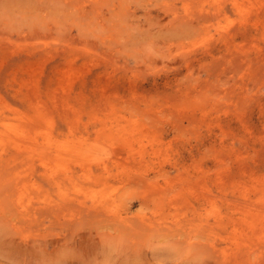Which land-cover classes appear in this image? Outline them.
Returning <instances> with one entry per match:
<instances>
[{"label": "rangeland", "instance_id": "rangeland-1", "mask_svg": "<svg viewBox=\"0 0 264 264\" xmlns=\"http://www.w3.org/2000/svg\"><path fill=\"white\" fill-rule=\"evenodd\" d=\"M0 264H264V0H0Z\"/></svg>", "mask_w": 264, "mask_h": 264}, {"label": "bare ground", "instance_id": "bare-ground-1", "mask_svg": "<svg viewBox=\"0 0 264 264\" xmlns=\"http://www.w3.org/2000/svg\"><path fill=\"white\" fill-rule=\"evenodd\" d=\"M27 131V130H26Z\"/></svg>", "mask_w": 264, "mask_h": 264}]
</instances>
